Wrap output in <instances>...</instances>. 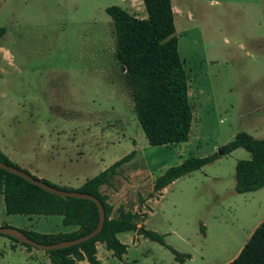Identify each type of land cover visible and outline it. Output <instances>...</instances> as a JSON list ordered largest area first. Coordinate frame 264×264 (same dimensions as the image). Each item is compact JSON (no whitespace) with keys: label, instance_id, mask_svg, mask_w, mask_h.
<instances>
[{"label":"rangeland","instance_id":"374dc122","mask_svg":"<svg viewBox=\"0 0 264 264\" xmlns=\"http://www.w3.org/2000/svg\"><path fill=\"white\" fill-rule=\"evenodd\" d=\"M170 1L192 113L186 142L147 144L114 57L104 9L117 6L144 19L140 0H0V146L12 144L23 158L34 153L37 174L8 160L69 189L134 151L110 181L111 204L145 212L143 228L187 254L182 264H227L264 220V188L233 191L235 162L248 160L247 152L220 155L176 179L143 209L138 196L151 191L152 177L188 157L216 152L238 132L264 138V0ZM58 173L69 185L54 181ZM22 220L4 214L0 195L2 227ZM135 235H119L126 245L119 260L99 245L101 264H179L159 244ZM25 262L0 236V264Z\"/></svg>","mask_w":264,"mask_h":264},{"label":"trees","instance_id":"16d2710c","mask_svg":"<svg viewBox=\"0 0 264 264\" xmlns=\"http://www.w3.org/2000/svg\"><path fill=\"white\" fill-rule=\"evenodd\" d=\"M145 18L138 19L117 6H109L104 13L110 19L109 32L112 38L114 57L124 67L133 112L137 124L151 147L180 144L187 141L192 120L188 101L186 75L177 54L174 36L173 15L170 0H140ZM0 28V37L4 34ZM241 148L249 154L248 160H238L234 165V186L236 194L257 191L264 187V138L255 139L244 132H238L223 147L222 155ZM134 151L126 154L95 176L87 179L76 189L55 187L93 196L101 204L104 221L100 232L85 242L57 250L44 251L49 264H100L95 256V243H102L111 256L120 259L126 253V245L120 243L117 233L135 232V220L143 221L146 213L125 211L116 208V217H111L112 206L106 194L99 191L107 184L117 169L128 163ZM216 152L204 157H188L180 164L167 168L154 178L151 191L145 199L156 198L160 191L178 178L218 159ZM0 162L19 169L0 152ZM30 175L27 171L19 169ZM33 177V176H32ZM35 178V177H33ZM0 194L6 215L60 216L62 226L76 229L68 234L45 235L23 229H16L30 240L50 245L79 238L91 232L97 224V209L93 202L74 198H59L48 194L28 182L0 169ZM138 196V204L144 201ZM202 233V231L199 229ZM11 242L18 243L12 235L1 234ZM143 237L165 248L176 263L189 259L165 244L163 236L144 230ZM26 250L32 249L23 245ZM227 264H264V220L261 221L245 241L238 254Z\"/></svg>","mask_w":264,"mask_h":264},{"label":"crops","instance_id":"0c3cea01","mask_svg":"<svg viewBox=\"0 0 264 264\" xmlns=\"http://www.w3.org/2000/svg\"><path fill=\"white\" fill-rule=\"evenodd\" d=\"M174 6L171 4V11L172 13L173 12H176L174 11V9H176L175 7L173 8ZM6 55H8L6 53ZM6 67H10L12 66V62H10L9 64H5ZM1 73V72H0ZM188 95V94H187ZM23 104V103H22ZM22 104H19L17 103V105H20L21 108H23V105ZM256 139V138H255ZM262 139V138H260ZM237 149H241V148H237ZM236 150V149H235ZM243 150V149H242ZM34 151V150H32ZM234 151V150H233ZM0 152L2 154H4L9 160L13 161L14 163H17V164H20L21 166H24L28 171L29 173L30 172H33V173H30V174H37V171L39 170L38 168H36L34 166L35 164V161H36V157L34 155V153L29 156L28 158H23L22 156L18 155L17 153H15L14 151V148L12 147V144H2L0 146ZM246 152V151H245ZM249 155V154H248ZM54 161V158H50V161H47V164L49 165V167H53L56 165L57 162H53ZM182 162V161H181ZM180 162V163H181ZM179 163V164H180ZM62 168H63V164L61 165ZM123 166V165H122ZM33 167V169H32ZM202 168V167H201ZM121 171V166L117 169L116 173L113 175L115 176L118 172ZM164 172V171H163ZM162 172V173H163ZM162 173L154 176L151 178V181L154 180L155 177L161 175ZM192 173V172H191ZM190 174V173H189ZM188 174V175H189ZM44 175L41 174L38 178H44L43 177ZM112 176V177H113ZM111 177V179H112ZM54 181L58 182L59 184H63V185H69V180H66L65 178H63L62 174H57L56 176H54ZM111 179L109 180V182L107 184H104V185H101L99 187V191L106 194L107 197H108V200L107 202L112 206V212H111V217L112 218H115L116 216H112V213L113 211L118 208L119 206L121 205H118L116 206V208L114 207V205L111 204V194H112V189L110 188V181ZM86 181V179H83V181L77 183L76 186H74L75 188H78L79 186H81L84 182ZM171 184V183H170ZM168 186V185H167ZM165 188V187H164ZM164 188L161 190L163 191ZM264 188V187H263ZM262 189V188H261ZM260 190V189H259ZM160 191V192H161ZM258 191V190H257ZM255 192V191H254ZM149 193V192H148ZM1 195V194H0ZM141 197V196H140ZM145 198V197H144ZM143 197H141V199L144 200ZM149 199H145L142 204H138V208L140 209H143L145 208V202H147ZM125 211H127L126 209H124ZM139 211V210H137ZM4 212V210H3ZM131 212V211H130ZM141 212V211H140ZM141 213H145V212H141ZM5 214V213H4ZM6 215V214H5ZM6 216H12V215H6ZM17 216H20V218H22L23 220L20 221V223L16 226H12L16 229H23V230H26V231H32V232H36V233H40V234H45V235H55V234H68V233H71L73 232L76 227H73V226H62L61 224V217L58 216L59 218L55 219V220H51L52 216H42V215H31V216H23V215H17ZM135 223H136V226H137V220H135ZM260 223V222H259ZM258 223V224H259ZM3 222H0V226H3ZM256 224L255 227L258 225ZM140 227L142 226L143 228V225L142 223L139 221V224ZM254 227V228H255ZM144 229V228H143ZM145 230V229H144ZM124 233H129L131 235V239H138L136 238L137 236L135 234H133V232H124ZM121 233H117L115 235L116 239L118 240L119 238V235ZM8 241V247H9V250L11 251H15L16 249L19 250L20 252H22L25 257H26V262L25 264H49V261H48V258L46 257V255L43 253V251H40V250H35V249H31V250H26L23 246L19 245L18 243H14V242H11L9 239H7ZM119 241V240H118ZM121 243V242H120ZM101 246V247H104V245L102 243H95V256H96V259L99 261V263L101 264L100 260H99V257H98V246ZM105 248V247H104ZM241 249V248H240ZM106 250V249H105ZM107 251V250H106ZM110 252V251H109ZM239 252V251H238ZM106 253V252H105ZM107 254V253H106ZM238 254V253H237ZM43 255H45V257H43ZM110 255H111V252H110ZM236 257V256H235ZM234 257V258H235ZM77 264H87V262L85 260H82V261H79ZM126 264V263H124Z\"/></svg>","mask_w":264,"mask_h":264},{"label":"water","instance_id":"95a60500","mask_svg":"<svg viewBox=\"0 0 264 264\" xmlns=\"http://www.w3.org/2000/svg\"><path fill=\"white\" fill-rule=\"evenodd\" d=\"M121 69L122 71H124L123 66H121ZM216 153L219 156L222 155L221 148H219L216 151ZM0 169L8 174H12L16 177L21 178L22 180L28 182L29 184L53 196H56L59 198H74V199L91 201L95 204L96 209H97V214H98L97 224L91 232L79 238L67 240V241H61L55 244L43 245V244L36 243L30 240L28 237L24 236L22 233L18 232L17 230L10 228V227H5V226L0 227V235L1 234L12 235L17 239L18 243L29 246L35 250H40L44 252V251L57 250V249L66 248V247L80 244L82 242L90 240L91 238H93L100 232L102 225H103V221H104V213H103L101 204L93 196L85 194V193H81V192H76V191H65V190L56 189L54 187H51L48 184L43 183L42 181L36 178H33L31 175H28L19 169H16L11 166H7L1 162H0ZM134 233L137 235L143 236L144 230L137 229L135 230Z\"/></svg>","mask_w":264,"mask_h":264},{"label":"bare ground","instance_id":"6f19581e","mask_svg":"<svg viewBox=\"0 0 264 264\" xmlns=\"http://www.w3.org/2000/svg\"><path fill=\"white\" fill-rule=\"evenodd\" d=\"M174 14H175V12H174Z\"/></svg>","mask_w":264,"mask_h":264}]
</instances>
